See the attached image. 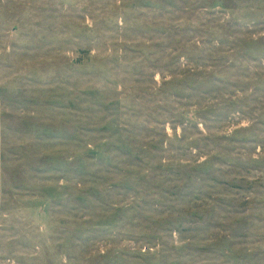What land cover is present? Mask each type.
Returning <instances> with one entry per match:
<instances>
[{"label":"rangeland","instance_id":"rangeland-1","mask_svg":"<svg viewBox=\"0 0 264 264\" xmlns=\"http://www.w3.org/2000/svg\"><path fill=\"white\" fill-rule=\"evenodd\" d=\"M0 264H264V0H0Z\"/></svg>","mask_w":264,"mask_h":264}]
</instances>
